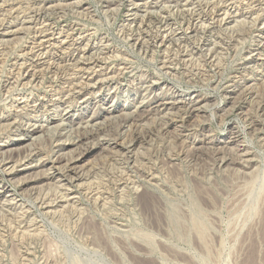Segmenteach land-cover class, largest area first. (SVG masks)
I'll use <instances>...</instances> for the list:
<instances>
[{"label":"rangeland","instance_id":"374dc122","mask_svg":"<svg viewBox=\"0 0 264 264\" xmlns=\"http://www.w3.org/2000/svg\"><path fill=\"white\" fill-rule=\"evenodd\" d=\"M0 36V264H264V0H0Z\"/></svg>","mask_w":264,"mask_h":264},{"label":"bare ground","instance_id":"6f19581e","mask_svg":"<svg viewBox=\"0 0 264 264\" xmlns=\"http://www.w3.org/2000/svg\"><path fill=\"white\" fill-rule=\"evenodd\" d=\"M23 3V2H22ZM121 4V3H120ZM54 5V4H53ZM52 5V6H53ZM138 6V5H137ZM39 8V7H38ZM33 9V8H32ZM193 13V12H192ZM8 14V13H7ZM36 14V13H35ZM186 14V13H185ZM226 14V13H225ZM42 17V16H41ZM166 17V16H165ZM206 17V16H205ZM257 17V16H256ZM16 19V18H15ZM30 20V19H29ZM10 21V20H9ZM242 21V20H241ZM235 22V21H234ZM150 23V22H149ZM245 23V22H244ZM141 24V23H140ZM139 24V25H140ZM188 24V23H187ZM235 24V23H234ZM44 25V24H43ZM36 26V25H35ZM34 26V27H35ZM27 28V27H26ZM35 30V29H34ZM47 31V30H46ZM23 32V31H22ZM7 33V32H6ZM11 33V32H10ZM246 33V32H245ZM4 34V33H3ZM45 34V33H44ZM235 34V33H234ZM35 35V34H34ZM1 37V36H0ZM42 38V37H41ZM193 39V38H192ZM201 40V39H200ZM44 41V40H43ZM199 41V40H198ZM41 45V44H40ZM194 45V44H193ZM40 47V46H39ZM146 47V46H145ZM213 50V49H212ZM210 51V50H209ZM7 53V52H6ZM28 54V53H27ZM86 57V56H85ZM197 61V60H196ZM211 62V61H210ZM173 63V62H172ZM17 66V65H16ZM188 66V65H187ZM48 69V68H47ZM79 70V69H78ZM18 73V72H17ZM11 74V73H10ZM91 77H92V75H91ZM32 79H33V77H31ZM93 78V77H92ZM15 80V79H14ZM103 80V79H102ZM102 80H100V82L102 81ZM104 81V80H103ZM106 81H107V79H106ZM90 82V81H89ZM93 82V81H92ZM96 82V81H95ZM10 84V83H9ZM8 85V84H7ZM11 85V84H10ZM25 85V84H24ZM74 85V84H73ZM92 85V84H91ZM117 87V86H116ZM11 88V87H10ZM62 88V87H61ZM70 88V87H69ZM88 89V88H87ZM8 89H6V91H7ZM77 90V89H76ZM101 90V89H100ZM78 91V90H77ZM4 94V93H3ZM64 95V94H63ZM69 95V94H68ZM65 98V97H64ZM73 98V97H72ZM73 100V99H72ZM25 102V101H24ZM35 103V102H34ZM161 103V102H160ZM141 105V104H140ZM33 106V105H32ZM33 108H35L34 106H33ZM14 109V108H13ZM46 109V108H45ZM193 109V108H192ZM33 111V110H32ZM37 111V110H36ZM65 112V111H64ZM46 113V112H45ZM175 118V117H174ZM7 120V119H6ZM19 120V119H18ZM14 121V120H13ZM253 124V123H252ZM21 125V124H20ZM40 126V125H39ZM35 128V127H34ZM33 129V128H32ZM38 129H40V131H42L43 130V128L42 127H40V128H38ZM54 130V129H53ZM38 132V130H36V129H34V130H32V132H30V134H35V133H37ZM28 133V132H27ZM92 134V133H91ZM91 134H90V138H92L91 137ZM27 135V134H26ZM88 136V135H87ZM82 138V137H81ZM83 140V139H82ZM85 140V139H84ZM91 140V139H90ZM77 141H78V139H77ZM88 141V140H87ZM77 144H78V142H77ZM85 144V143H84ZM116 144V143H115ZM120 144V143H119ZM87 145V144H86ZM123 145V144H122ZM117 146V145H116ZM124 146H122V148H123ZM114 148V147H113ZM85 149V148H84ZM88 149V148H87ZM120 149V148H119ZM89 151V150H88ZM128 151V150H127ZM84 153V152H83ZM83 153H80L78 156H79V158L80 157H82V155H83ZM25 157V156H24ZM58 158V157H57ZM78 158V159H79ZM77 159V160H78ZM56 160V159H55ZM73 160H74V158H73ZM57 161V160H56ZM53 162V161H52ZM52 162H51V164H52ZM59 162V161H58ZM57 162V163H58ZM64 162V161H63ZM62 162V163H63ZM54 163V162H53ZM56 163V162H55ZM59 163H61V162H59ZM73 164V163H72ZM16 165V164H15ZM53 166V165H52ZM63 166V165H62ZM14 167V166H13ZM57 167V166H56ZM74 167V166H73ZM66 168V167H65ZM72 168V167H71ZM52 169H57V168H52ZM59 169V168H58ZM57 169V170H58ZM61 169H62V167H61ZM67 169V168H66ZM80 169V168H79ZM148 169V168H147ZM11 170H12V168H11ZM63 171H64V169H63ZM71 171L72 172H76V168H74V169H71ZM9 172V171H8ZM11 173H9L11 176H13V175H15L14 173H13V171H10ZM65 173H67V172H65ZM76 174V173H75ZM66 175V174H65ZM157 176V175H156ZM68 177V176H67ZM69 178V177H68ZM43 179H46V180H48V179H51V177L49 176V174L48 175H45V176H43ZM18 183V182H17ZM57 188V187H56ZM56 191V190H55ZM110 192V191H109ZM4 193V192H3ZM5 201V200H4ZM11 202V201H10ZM104 202V201H103ZM72 205V204H71ZM64 206V205H63ZM9 212V211H8ZM49 214V213H48Z\"/></svg>","mask_w":264,"mask_h":264}]
</instances>
